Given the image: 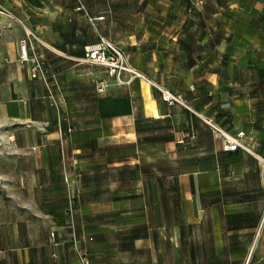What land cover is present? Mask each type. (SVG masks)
<instances>
[{
	"label": "crops",
	"instance_id": "obj_1",
	"mask_svg": "<svg viewBox=\"0 0 264 264\" xmlns=\"http://www.w3.org/2000/svg\"><path fill=\"white\" fill-rule=\"evenodd\" d=\"M102 37L146 77L81 62ZM0 85V264H264V0H0Z\"/></svg>",
	"mask_w": 264,
	"mask_h": 264
},
{
	"label": "built area",
	"instance_id": "obj_2",
	"mask_svg": "<svg viewBox=\"0 0 264 264\" xmlns=\"http://www.w3.org/2000/svg\"><path fill=\"white\" fill-rule=\"evenodd\" d=\"M27 37L21 42V55L22 61L31 64V72L33 77L39 76L42 71V61L36 52H31L30 43L36 34L30 28H27ZM81 62H89L104 67L109 75L121 83H129L135 77L145 78L146 74L137 69L130 62L123 48L117 43L106 37H102L100 41L88 45L84 57L80 59ZM1 86V85H0ZM109 86L107 79L102 78L97 81V89L99 92H105ZM164 99L170 103L185 104V100L181 94L172 92L167 88H162ZM212 126L214 131L223 139V146L226 150H236L243 148L249 152L255 153L249 143L247 142V133L240 130L237 133H231L212 119H206ZM55 234L53 233V236ZM84 264H93L88 254L82 253Z\"/></svg>",
	"mask_w": 264,
	"mask_h": 264
},
{
	"label": "rangeland",
	"instance_id": "obj_3",
	"mask_svg": "<svg viewBox=\"0 0 264 264\" xmlns=\"http://www.w3.org/2000/svg\"><path fill=\"white\" fill-rule=\"evenodd\" d=\"M0 192L2 189V178L5 175L15 173L20 160V153L17 151L15 136L11 139L9 134L5 133V127L8 129L16 128L10 122L0 123ZM18 126V125H17Z\"/></svg>",
	"mask_w": 264,
	"mask_h": 264
}]
</instances>
